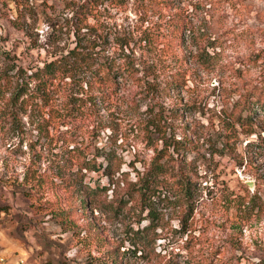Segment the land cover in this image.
I'll return each instance as SVG.
<instances>
[{
	"label": "rangeland",
	"instance_id": "rangeland-1",
	"mask_svg": "<svg viewBox=\"0 0 264 264\" xmlns=\"http://www.w3.org/2000/svg\"><path fill=\"white\" fill-rule=\"evenodd\" d=\"M49 61L77 77L12 102ZM97 67L92 101L80 81ZM260 93L264 0H0V255L264 264ZM164 135L168 172L140 197ZM95 153L113 174L83 167Z\"/></svg>",
	"mask_w": 264,
	"mask_h": 264
},
{
	"label": "trees",
	"instance_id": "trees-1",
	"mask_svg": "<svg viewBox=\"0 0 264 264\" xmlns=\"http://www.w3.org/2000/svg\"><path fill=\"white\" fill-rule=\"evenodd\" d=\"M113 65L114 67H116L115 64ZM113 65L106 64V66L104 67L108 70H111V68H113ZM102 67L89 69V71L86 72V75L84 77L85 79L80 81L82 82V89L83 84H85L86 88L83 90L88 94L90 100H92L91 97H93L92 101H94V98L101 97L99 93L101 90L108 88V85H106L103 76L100 75ZM73 68L74 67H68L66 61H49L44 63L42 67H36L35 69H32L31 72L28 73L25 83L23 85H20L21 88H19L17 93L12 96V102L15 103L19 98H22L21 102L23 103L26 101V99H28L32 103L34 102L35 104H37V98L40 96H44L46 89L49 88V86L53 85L54 82L65 83L64 79L67 77L70 78L71 81H74L77 75L73 72ZM32 82L34 84L31 86ZM255 101L256 103H254L253 105H257L260 103L262 106H264V93H260L255 99ZM236 107L237 105H235L234 107L235 110ZM249 109L252 110L251 107ZM262 109L264 110L263 107ZM65 116H67V114H64V117ZM245 120L246 119H243V121ZM163 138L165 142L161 148L156 149L155 155L153 156L151 161V165L148 167V169H146L145 172H142V174H138L137 179L133 183H131L132 188H134V190L138 193L140 197L145 196V193L149 191L151 184L156 180V178H158V176H164L168 172V166L165 165V161H163L162 159L164 158L169 146H171L172 143L168 142L167 137L165 135L163 136ZM172 147L175 148L176 145H172ZM99 155L101 154L95 153V155H92L91 158L89 157L85 159L83 161V167L91 170H98L102 168L101 166L103 165L101 163H97V161L95 160V157H98ZM104 159H106L107 162L102 168V173L106 174L105 172H107V170H110V172H107V174H113L111 169H113L114 165L111 156H108L106 154V157H104ZM89 202L90 199L88 196L87 199L84 201V206H86ZM148 212H151V210H149Z\"/></svg>",
	"mask_w": 264,
	"mask_h": 264
},
{
	"label": "built area",
	"instance_id": "built-area-1",
	"mask_svg": "<svg viewBox=\"0 0 264 264\" xmlns=\"http://www.w3.org/2000/svg\"><path fill=\"white\" fill-rule=\"evenodd\" d=\"M21 263H23V260L21 258L8 259L0 255V264H21Z\"/></svg>",
	"mask_w": 264,
	"mask_h": 264
},
{
	"label": "water",
	"instance_id": "water-1",
	"mask_svg": "<svg viewBox=\"0 0 264 264\" xmlns=\"http://www.w3.org/2000/svg\"><path fill=\"white\" fill-rule=\"evenodd\" d=\"M248 185H252L251 181H247Z\"/></svg>",
	"mask_w": 264,
	"mask_h": 264
}]
</instances>
